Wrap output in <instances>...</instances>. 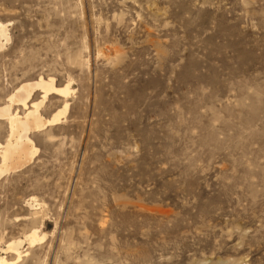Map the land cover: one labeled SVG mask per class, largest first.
I'll return each mask as SVG.
<instances>
[{
	"label": "rangeland",
	"instance_id": "rangeland-1",
	"mask_svg": "<svg viewBox=\"0 0 264 264\" xmlns=\"http://www.w3.org/2000/svg\"><path fill=\"white\" fill-rule=\"evenodd\" d=\"M0 23V105L71 89L0 177V256L37 227L18 264H264V0H0Z\"/></svg>",
	"mask_w": 264,
	"mask_h": 264
},
{
	"label": "bare ground",
	"instance_id": "bare-ground-1",
	"mask_svg": "<svg viewBox=\"0 0 264 264\" xmlns=\"http://www.w3.org/2000/svg\"><path fill=\"white\" fill-rule=\"evenodd\" d=\"M9 41L7 26L0 23V49ZM35 91H40L41 98L38 100H33ZM70 91L69 84L57 87L53 79L38 78L35 81L21 83L7 96L0 105V121H3L8 129L4 142L0 143V177L22 168L32 160L38 152L32 140L33 135L48 126L56 125L59 116L65 114L68 109L67 98ZM51 95L62 99H60L62 108L47 119L43 117L41 108ZM16 107H20L22 111H18L19 108ZM29 203L41 207L34 197ZM43 238L44 236L40 235V228L35 227L24 238L7 243L4 253H12L14 258L9 260L4 256L6 254H2L0 264H18L23 257V244L27 242L29 246H33Z\"/></svg>",
	"mask_w": 264,
	"mask_h": 264
}]
</instances>
